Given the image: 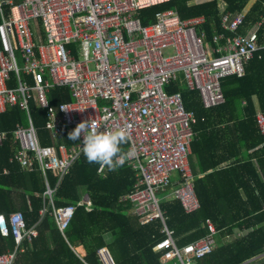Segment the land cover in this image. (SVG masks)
<instances>
[{
  "label": "built area",
  "instance_id": "built-area-1",
  "mask_svg": "<svg viewBox=\"0 0 264 264\" xmlns=\"http://www.w3.org/2000/svg\"><path fill=\"white\" fill-rule=\"evenodd\" d=\"M167 1L0 0V114L13 106L25 112L27 125L16 124L10 132L15 152L9 161L22 171L41 172L48 202L40 215L49 213L61 233L77 207H92L85 192L75 205L53 204L46 172L57 174L59 182L83 153L80 140L67 146L61 139L82 120L98 129L124 128L125 163L136 180L118 203L142 225L159 221L164 238L153 250L162 252L160 264H195L215 249L218 231L207 219L204 237L178 247L166 225L163 200H178L186 213L199 208L189 163L197 119L185 108L181 91L169 93L168 88L175 84L195 91L206 109L221 105L222 81L244 76L254 54L264 50V42L259 43L264 16L241 34L245 11L230 13L219 0L221 31L213 29L210 39L203 16L182 19L175 9H166L142 22V10ZM56 88H67L71 100L51 104L49 94ZM31 100L45 112L50 145L40 144ZM256 118L264 131L262 113ZM7 138L0 130V144ZM9 233L15 248L0 254V264H13L22 242L37 235L20 212L0 214V234ZM98 257L102 264H114L106 247Z\"/></svg>",
  "mask_w": 264,
  "mask_h": 264
},
{
  "label": "trees",
  "instance_id": "trees-1",
  "mask_svg": "<svg viewBox=\"0 0 264 264\" xmlns=\"http://www.w3.org/2000/svg\"><path fill=\"white\" fill-rule=\"evenodd\" d=\"M190 1L169 0L144 9L142 22L149 23L157 11L175 9L182 19L203 16L207 39L211 38L213 29L220 32L219 0L196 4ZM222 1L230 13L245 11L244 24L238 29L241 34L264 16V0H255L251 5H248L250 0ZM263 42L264 22L259 31V43ZM221 87L224 102L207 109L195 91L175 84L168 88L169 93L181 91L185 108L194 111L197 119L194 126L197 137L191 145L189 163L199 208L186 213L178 200L168 199L161 202V209L178 247L204 237L208 232L207 219L218 231L215 249L195 264H264V256L251 261L264 254V132L252 103V96L256 95L264 118V50L254 54L244 76L225 78ZM70 100L67 88H56L49 94V101L54 105ZM240 101L246 106L245 116L239 120ZM29 113L40 144L50 145L49 133L44 129V110L31 100ZM232 121L234 129L227 127ZM16 124L27 125L26 114L19 107H9L0 114V130L8 133V138L0 144V214L8 217L20 212L26 227L35 226L37 235L30 242H22L23 251L17 250L13 264H102L98 250L104 247L114 264H160L162 252L153 250L164 238L159 221L142 225L140 217L118 203L119 197L130 191L136 180L134 171L126 163L112 171L105 167L98 173L99 165L86 162L82 153L59 182L57 174L46 172L48 185L54 189L55 207L75 205L84 192L89 195L92 207H77L63 233L49 213L41 218L40 210L48 202L43 196L46 188L41 172L22 171L16 162L9 161L15 152L10 132ZM231 130L229 138L227 133ZM60 142L69 146L76 141L65 134ZM230 142L237 145V151L245 153V158L226 165ZM127 146V141L121 146L125 153ZM4 169L7 174H3ZM107 233L112 237L110 243L104 240ZM226 236L233 240L225 242ZM78 246L85 252L82 258L74 251ZM14 248L13 236L0 234V254Z\"/></svg>",
  "mask_w": 264,
  "mask_h": 264
},
{
  "label": "clouds",
  "instance_id": "clouds-1",
  "mask_svg": "<svg viewBox=\"0 0 264 264\" xmlns=\"http://www.w3.org/2000/svg\"><path fill=\"white\" fill-rule=\"evenodd\" d=\"M127 137L124 128L98 129L88 120H82L68 133V139L81 141L86 162L96 163L101 169L106 167L109 171L125 163L128 153L123 152L121 146L126 143Z\"/></svg>",
  "mask_w": 264,
  "mask_h": 264
},
{
  "label": "crops",
  "instance_id": "crops-1",
  "mask_svg": "<svg viewBox=\"0 0 264 264\" xmlns=\"http://www.w3.org/2000/svg\"><path fill=\"white\" fill-rule=\"evenodd\" d=\"M199 1H201V2H206V1H209V0H199ZM254 1L255 0H250V2H249V4L248 5H251L252 3H254ZM198 3V2H197ZM200 3V2H199ZM191 4V3H190ZM196 4V3H195ZM252 103H253V106H254V109H255V111H256V114L257 113H261L260 112V108H259V102H258V98H257V96L256 95H253L252 96ZM246 106V103L244 102V101H240V103H239V108L237 109V110H239L238 111V113H237V117H238V119L240 120V119H242V118H244V116H245V110H244V107ZM236 115V114H235ZM238 119H235V120H238ZM234 121H232V122H230L228 125H227V127H230V128H232V129H234V123H233ZM220 127L219 128H222L223 126H221V125H219ZM227 127L225 128V130L227 129ZM264 132V131H263ZM228 134V137L230 138V134H232V130H231V132H229V133H227ZM230 140V139H229ZM231 143V142H230ZM262 146V145H261ZM227 149H229V152L227 151L226 152V154L227 153H229V156H227L228 158L226 159L227 161H226V165H230V164H234L235 162H237V161H243L244 160V158H245V153H243L242 151H237V145H232V143H231V145H229V146H227ZM251 154L252 152L251 151H248V154ZM225 164H223V165H221V166H219V167H217V168H220V167H222V166H224ZM191 167V166H190ZM192 168V167H191ZM104 240H105V243H110L111 242V240H112V237H111V234L110 233H107V234H105L104 235ZM233 240V237H229V236H226V240H225V242H231ZM74 251L76 252V254L80 257V258H82L84 255H85V252H84V250H83V248H82V246H78V247H76V248H74ZM264 256V254H262V255H259L258 257H255V258H253V259H251V261L253 260H256V259H260V258H262ZM250 261V262H251ZM249 262V261H248Z\"/></svg>",
  "mask_w": 264,
  "mask_h": 264
},
{
  "label": "rangeland",
  "instance_id": "rangeland-1",
  "mask_svg": "<svg viewBox=\"0 0 264 264\" xmlns=\"http://www.w3.org/2000/svg\"><path fill=\"white\" fill-rule=\"evenodd\" d=\"M226 240V238L224 239V241Z\"/></svg>",
  "mask_w": 264,
  "mask_h": 264
}]
</instances>
